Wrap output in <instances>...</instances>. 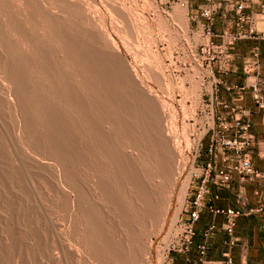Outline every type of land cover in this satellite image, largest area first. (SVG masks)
<instances>
[{"label":"rangeland","instance_id":"obj_1","mask_svg":"<svg viewBox=\"0 0 264 264\" xmlns=\"http://www.w3.org/2000/svg\"><path fill=\"white\" fill-rule=\"evenodd\" d=\"M108 1L117 7L115 8L113 4H111L112 7H110L108 2L107 6L106 0H65L66 9H64V13L67 15L64 14L65 17L63 15V20H60H62L63 23L65 19L64 22L66 24H63L65 27L69 25V28L67 27L66 30L72 29L73 31H71L81 35V38L87 35V38H90L87 41H92L91 45L94 47L96 46L95 49H98V53L103 52L107 55L109 54V56H119L120 60L122 58V63L124 65L122 63L121 65H123V68H126L137 81L139 87L141 86L145 90L144 93L147 92V97L155 101L153 104L157 103V105L154 104L156 107H159L157 114L163 112V114L161 113L158 116L161 117V115H163L162 118H164L163 121L161 120V123L159 121H154V127L157 135V129L163 128L164 131L161 129V132L167 133H165L166 135L161 133V135H164L166 139L170 138L171 140L168 139L169 143L173 144V146L175 145L176 154L182 161V163L179 161L181 164L178 163L179 165H184L181 170V179L183 180L180 181L178 179L175 187L173 185V188L167 189V191L161 195L162 197L159 198V200L161 199L159 206L149 214L150 216H148V218L142 220L139 217H135L136 214H134V210H136L138 206H134V209L130 207V199L125 192V186H118L111 176L112 173L108 154L109 149L114 147L116 151L117 149L119 150L118 156L120 153H126L134 160V164L138 171L144 172L145 182L143 184L147 190L155 189L154 191H157L159 189L160 181L159 178L157 179V176L159 177L160 173L152 157H145V155L142 158L139 157V152L135 150L134 143L124 137V130L120 127L121 124L119 123L113 126L111 123L114 109L110 105L108 99L111 93L113 95V93L119 92L120 94L117 93L119 98H125V95L122 94L116 86L110 87L115 83V79H111L108 75L105 78L108 84L102 89L103 92H101L100 95L102 98L99 97L98 92L101 91L99 87L95 86L91 91L87 90L82 83L77 81V78L74 79L69 75L73 70L74 64L72 60L66 59L65 53L61 49L63 45L54 37L46 34L44 29V31H42V28L38 26L36 20L33 22L30 18L27 19L25 17L26 12L23 9H19L15 0H0V23L2 24H0V33H2L3 37V40H0V55L2 56L3 54L4 57L6 56V58H9L13 56L11 55L13 54L12 52L16 51L17 54H14V56L17 58V55H20L21 57V59H19L18 56V60L25 61L31 59L28 57L29 55L26 54V49H22V44L18 43L19 45H17V43L12 40V37L10 38L8 29L11 28V19L14 20L15 17L19 19L15 18L18 23H23V27L25 26L24 28L27 30L26 35H29L28 38L30 37L33 42L36 41L34 38L39 37V35L37 36L38 33L42 37V40L45 37L46 39L44 38L43 42L46 40V43H48H45L49 49L48 53L50 56L53 55L52 57L55 59V64L59 66L61 70L55 69L57 71L54 72V69H50V76L54 80L51 77L52 80H47V78L41 73L39 74L37 70L35 71L34 68H30L26 65L25 75H28L27 77L30 79L29 83L37 87V93H42L44 97H47V102L59 103V105H56L62 109L65 118H71V120L75 121L78 132L83 128L82 133L88 134L90 131L89 126L83 118V115L69 107L65 99L56 96V89L62 86V82L65 83L63 78L66 80L65 74H67L72 80L69 84L71 83L74 91H76L75 93L78 99L83 100L84 103L88 105L89 110H87L91 113L90 115L95 124L97 123L96 129H98L100 141L98 140L96 142L100 143L102 141L103 143L105 139L103 144L100 143L101 149L100 147L93 146L91 149H86L87 151L83 150L88 160L84 158L86 164H79L78 166L77 176L80 177L77 178L76 176V182L77 179L78 182L77 187L74 189L71 183L68 185L61 175L62 172L59 165H57L58 163L47 156L45 148L43 150V148L40 149L35 147L32 138L23 128L24 125L21 123L24 118L23 109L27 107V110L30 109L28 117L30 116L31 119H33V123L35 127L37 126L38 132L40 134L42 133L39 115L33 101L29 96H25L24 101L14 99L13 94H11L12 87L9 86L11 83L0 73V264H52L48 259L51 247L55 250L53 253H56L60 257V262H55L54 264H120L117 263L115 259L106 261L96 259L97 257L95 256L91 244V238L101 239L106 232H109L108 224H111L112 231L114 229L113 234L117 235L115 240H119L121 237L128 239L130 243H128V246L130 247H128L127 250L125 249L127 253H129L128 251L132 253L131 249L133 246L129 236L130 230L132 229L135 233L137 232L136 237L139 233V238H137V240L141 241L139 243H145L146 245V264H167L168 258L171 257L167 252V248L180 232L178 220L182 216L187 205V200L189 196L192 195L193 189L198 182L195 180L194 176H199L202 171H204L203 169L207 162L206 148L209 143L210 134L208 132L206 134V131L209 125L213 123L212 116L214 110H216V107L210 104L206 99V93L211 91V82L206 79L204 71H202L200 66L199 49L204 43L205 38L203 37L201 28L192 23L189 19L191 9H183L172 5L171 0ZM118 8L119 10L121 9L120 13L123 12L121 16L119 12H117ZM255 10L256 7L253 13L249 11L246 14L253 16L254 21L257 22L256 26L258 33H264V9L261 8L258 13L255 12ZM53 12L56 13L57 10H53ZM74 13L77 14L75 15ZM122 15H125L127 20H125L124 16L122 19ZM60 18L62 17L60 16ZM233 18L234 16L232 13L227 14L226 19L223 12L216 13L213 25L214 33H220L225 26L232 24ZM17 21L14 22L17 24ZM4 26L6 27L4 28ZM73 27H75V29H73ZM4 29H7L8 32L6 33L7 30L5 31ZM43 32L46 36L41 35L44 34ZM7 34L8 36H6ZM32 34L35 37H32ZM211 39L216 41L217 44L219 43L218 39L213 37ZM253 48L254 45L252 46L248 41L239 42V44L237 43V45L233 47L230 82H244L245 76L242 72V65L245 60L251 58ZM75 68L78 69L77 67ZM81 72L84 73L85 71L82 69ZM83 75L87 77L85 73ZM262 75H264V69ZM251 80L252 79H250V81ZM59 81H61V84ZM141 87L140 89H142ZM98 88L100 90H98ZM36 89L34 87L32 92L34 93ZM116 89L118 90L116 91ZM92 92L98 94L97 98L99 97L101 100L99 106L93 105L94 103L92 104ZM102 94L105 97H103ZM83 101H81V103ZM86 105H84L85 108L87 107ZM121 108V104H118L117 101V110H115L122 120V116L127 118L128 115L126 116L123 108ZM118 109H120V111ZM131 122L132 125H130V130L136 133V143L141 150L145 151V144L142 145L141 142L143 141L141 136L145 132L148 133V123H142L143 126H140L139 122L138 124L136 123L137 121L134 122L131 120ZM129 124L131 123L129 122ZM166 136L169 137L167 138ZM78 143L81 144L80 142ZM42 145L46 146L45 143ZM180 146L181 148H179ZM81 147H83V145H81ZM105 148L108 149L106 150ZM142 154L144 153L142 152ZM257 154L254 153L258 159L264 157V151L261 156ZM147 158H150L148 159L149 161L146 160ZM144 162H146V164ZM145 165H147V167H145ZM154 176L155 178H152ZM188 179L190 181L189 185L187 182ZM100 180L101 183H108L107 185L105 184L107 187L113 186L114 189L118 190L117 196H119L121 203L126 205L125 208L128 207L127 210L121 212V218L111 217V214L108 213L106 208H103V203L95 198V190L98 188V191H96V193H98L100 189V186H98L100 185ZM232 186L234 189H236V187H242L246 192V187H251L248 182H240L236 175H233ZM212 187L214 186L210 185V192ZM73 189L79 190L74 191ZM224 191L226 192V198L236 199L235 190ZM48 194H50V196ZM78 202H80L82 207H85V210L76 205ZM95 205L99 207V210L95 209ZM167 214L169 215L167 216ZM92 215H96L95 217L100 221L101 232H97V230L93 228V223L90 218ZM123 216H126L127 220ZM29 221L33 222L34 225ZM127 221L130 222V225L126 224ZM28 222L33 225L34 229H32V225ZM127 225L129 226L127 227ZM58 229H61L60 232L64 236H61V233L59 234ZM4 230L5 233L8 230L7 235H5ZM30 230H35V233H30ZM8 234L16 239L10 240L13 238H5L8 237ZM3 238H5V241ZM6 240L10 243L9 246L6 245L8 244ZM3 241L4 244L6 243L5 245L2 243ZM3 249L5 250L3 251ZM3 252L7 253V257ZM17 252H19V254ZM11 253V256H14L13 258L10 257ZM2 254H4L3 257ZM130 259L131 258L128 259L127 264L131 263Z\"/></svg>","mask_w":264,"mask_h":264},{"label":"bare ground","instance_id":"obj_2","mask_svg":"<svg viewBox=\"0 0 264 264\" xmlns=\"http://www.w3.org/2000/svg\"><path fill=\"white\" fill-rule=\"evenodd\" d=\"M15 1H16V4H18L19 9H23L26 12V14H25L26 16L25 17L27 19L30 18L31 21L33 20V22H34V20H36V22H38L37 23L38 26L42 28V31L45 30L44 32H46V34L50 35L51 37H54L56 40H58L63 45L61 49L65 53L66 59L72 60V62L74 64L73 68L71 66V68L73 70H72V72L69 71L70 72L69 75H71L74 79L77 78V81L79 83H82L83 86L89 91H91L92 88L95 87V86L99 87L101 89V91L98 92L100 98H102V96H100L101 92H103L102 89H104L105 85L108 84L107 81L105 80L106 76L108 75V77L110 76L111 79H113V78L115 79V83H113L110 87H115L116 86L120 90V92L125 95V98L124 97L123 98H119L117 96V93H119V92H116V93H113V95L111 93L110 98L109 99L107 98L109 103H110V105L114 109V113H113V116L111 118V123H112L113 126H116L119 123L121 124L120 127H122L123 130H124L123 131L124 132V137L134 143L135 150L137 152H139V157L142 158L145 155V157L146 156L147 157L150 156V157H152L154 159V161H155V163L157 165V169H158V171L160 173L159 177L157 176V173H156L157 179L159 178V181H160L159 184L160 185H159V189L157 191H154L155 190L154 188H153L154 190L145 189L144 184H143L145 182V179H144L145 175L143 174L144 172L142 173V172L138 171V169L136 168V165L134 164V160L131 159L129 157V155H127L126 153L125 154L124 153H120V155L118 156V154H119L118 151L119 150L117 149V147H116L117 151L114 149V147L110 148L109 151H108L109 161H110L109 165H110L111 173H112L111 176L116 181L118 186H121V187L125 186V188H126L125 192L128 194L129 199H130L129 200L130 201L129 202L130 203V207L132 209H134V206H136V207L138 206L136 208V210H134L135 213L133 211V213L136 214V216L135 215L134 216L135 217H139L142 220L148 218V216H150L149 214L151 212H153V210H155L156 207L159 206L160 201H161V199L159 200V198L162 197L161 195L163 193H165L167 191V189L173 188V185L175 187V184L178 181V179L180 181L183 180V179H181L182 178L181 177L182 176L181 175V170L183 169L184 165H179V163H180L179 161H181V160L178 158V155L176 154L177 152L175 151L176 150L175 149V145L173 146V144L169 143V141H168V139H170V138H168L169 136L168 137L166 136L168 138V139H166L164 137V135H161V133H163V134L167 133V132H165V133L163 132L164 131L163 128H161L163 130L162 132H161V129H157V131H158V135H157L156 129H155L154 124H153L154 121H159L160 123H161V120L163 121V118H164V117L162 118L163 115H161V117L158 116L161 113L163 114V112L160 113V111H159L160 114H157L158 110H159V107H156L154 105V104L157 105V103L153 104V102H155V101H152L149 97H147V95H146L147 92L144 93L145 90L141 86L140 87L142 89H140L139 84L137 83V81L131 76V74L128 72V70L126 68H123L124 64L122 63L123 62L122 58L120 60L119 56H117V57L113 56V55L109 56V54L107 55V54H105L103 52L102 53H98L97 52L98 49L97 50L95 49L96 46L94 47V46L91 45L92 41H87V40L90 39V38L89 39L87 38V35H85L84 38H83V36L81 38L80 37L81 35H78L77 33L75 34V32H72L73 31L72 29H71L72 31L68 30V29L66 30L67 27L69 28V25L67 27H65L63 25L65 23L64 22L65 19H64V21L62 23L63 18L65 17V15H67V14L64 13V9H66L65 8L66 7L65 0H15ZM107 2H108V4H110V7H112L111 4H113V3H110L108 0H106V4H107ZM108 4H107V6H108ZM74 5H72V6H74ZM116 7L117 6H115V8ZM53 10H57V12H56L57 14L55 12H53ZM120 10L118 8L117 12H119V15L121 16V13L123 14V12L120 13ZM74 14L76 15L77 13H74ZM63 15H64V17H63ZM60 16L62 18H60ZM123 16L125 18V15H122V17H121L122 19H123ZM72 17H73V15H72ZM74 17H76V16H74ZM10 18H13V17H10ZM15 18H14V20L11 19L12 22L10 21L11 28H10V25H9L10 29L7 28L9 30V33H10V38L12 37V40L15 43H17V45H19L18 43L22 44V49L23 50L26 49L25 50L26 54H28L29 55L28 57H30L31 59L30 60L27 59L25 61L18 60L17 59L18 56H19V59H21V57H20V55H17V58L14 56V54H17V52L15 50H14L15 52H12L13 54H11L13 56L9 55L10 56L9 58H6V56L4 57V55L2 54V56L0 55V73L2 75H4L5 78L8 79V82L11 83V85H9V86L12 87V93L11 94H13V98L14 99H16L18 101L19 100L20 101H24V97L25 96H29V98L33 101V104L35 105L36 111H37V113L39 115V122H40V125H41V128H42V133L40 134L38 132V130L36 128L37 126L35 127V125L33 123V119H31L30 116L28 117L30 109L28 108L29 110H27V107H25L23 109L24 110V115H23L24 118L21 116L23 118V120H22L23 122H21V123H23V125H24V126L23 125L22 126H23L24 130L27 132V134H29L30 137L32 138L35 147L40 148V149L43 148V150L45 148L47 156H49L50 159L54 160V162L58 163L57 165H59V168H60V170L62 172L61 175L66 180L68 185H70L69 183H71V185L75 189V187H77V182H78V179H77V182H76L78 166H79V164L80 165L86 164V161H85L84 158H86L88 160V158L85 157L86 154L84 153V151L86 149H91V147H93V146L94 147H100V143H102V141L100 143L96 142L98 140L100 141V136L98 135L99 132L97 131L98 129H96V124L97 123L95 124L93 118L91 117V115H90L91 113H89V111H88L89 110L88 109L89 108L88 105H86L83 100H81V99L79 100L78 99V96L75 93L76 91H74V88L71 86V83L69 84V82H71L72 80L69 78V76L67 74H65L66 75V80H65V78H63L65 83L62 82V86L61 87H58L56 85L58 87L56 89L57 90L56 91V96H58V98L60 97L61 99L62 98L65 99L66 104L69 105V107H71L72 109L76 110L79 114L83 115V118L87 122V124L89 126V130L91 131V132L89 131L88 134L82 133L83 128H82V130H80L81 132L79 131L80 132L79 133L78 130H77V126L75 124V121L71 120V118H69V117H68L69 119L65 118V114L62 112V109L59 108V106H57V105H59V103L56 102V104H57L56 105L55 103L47 102V99H46L47 97H44V95L42 93H37L38 92V89H36L37 87L35 85L29 83L30 79H28V77H27L28 75L27 76L25 75L26 74L25 73L26 65H28V67H30V68H34L35 71L37 70V72L39 74L41 73L44 77L47 78V80L52 78L50 76L51 72L49 73V70L50 69H52V70L54 69V72H56L57 70H55V69H59V66H57L55 64L56 62L54 61L55 59H53V57H52L53 55L50 56L49 53H48L49 49L47 48L48 46L46 45L48 43H46V40H45V42H43L45 37L42 40V37L38 33L37 36L39 35V37L34 38V39H36V41H34L35 42L34 43L30 37L28 38L29 35L28 36L26 35V31L27 30L24 28L25 26L23 27V25H22L23 23L21 24L20 21H19L20 23H18V21L16 20L18 18H16V19ZM60 19H62V20H60ZM125 20H127V19L125 18ZM14 21H17V24ZM125 22L129 23L127 21H125ZM4 25H6V24H4ZM6 26H4V28ZM71 28H72V26H71ZM73 29H75V27H73ZM8 30L6 31V33L8 32ZM8 34L6 36H8ZM44 34H41V35L42 36H46V34L45 35ZM0 35H1L0 36V40H3L2 33H0ZM3 36H5V35H3ZM32 37H35V36L33 35ZM3 42H5V41H3ZM1 44H4V43H1ZM8 46H9V44H8ZM12 46H14V45H12ZM23 46H26V47H23ZM121 63L123 65H121ZM75 67H77L78 69H76ZM82 69L85 71L84 73L86 74L87 77H85L83 75L84 73L81 72ZM59 70H61V69H59ZM31 81H33V80H31ZM59 82L61 84V81H59ZM55 84H57V83H55ZM34 87L36 89V91H35L36 93L32 92ZM107 87H109V86H107ZM99 88H98V90H100ZM118 89H116V91ZM110 92H112V91H110ZM95 93H97V92H95ZM97 95L98 94H94V92H92V98H91L92 101L91 102H92V104L94 103L93 105H98L99 106V103L101 102V100L99 99V97L97 98ZM103 97H105V96L103 95ZM81 101H83L82 102L83 104L81 103ZM117 101H118V104L119 103L121 104L126 116L128 115L127 118L122 116L123 115L122 114L121 116H122L123 119L121 120L120 117L117 115V113H116ZM18 103H20V102H18ZM66 104H65V106H66ZM24 105H25V103H24ZM84 105H86L87 107L85 108ZM98 106H96V107H98ZM154 106L156 108H158V109H156ZM155 109L157 110V112H156ZM23 110H22V112H23ZM118 110L120 111V109H118ZM97 111H98V109H97ZM100 111H102V110H100ZM159 117H160V119H159ZM129 119H130V121H129ZM131 120L134 121V122L137 121L136 122L137 124L139 122L140 126L142 125V123H148L147 124L148 127H149L148 128V133L145 132L141 136L142 141H143L141 143H142V145L145 144V147H144L145 151L141 150L139 145L136 143L137 141L135 140V138L137 136H136L135 131L132 130L133 131L132 132L130 130L131 129L130 125H132ZM129 122L131 124H129ZM97 127H99V126H97ZM107 139H109V138H107ZM104 141H105V139H104ZM104 141H103V143H104ZM78 142H80L81 144H79ZM43 143H45L46 146H43L42 145ZM81 145H83V147H81ZM113 145H115V144H113ZM186 145H187V142H186ZM83 148H85V149H83ZM179 148H181V146ZM100 149H101V147H100ZM106 150H105V152H106ZM179 150H181V149H179ZM120 152H121V150H120ZM142 152L144 154H142ZM104 154H106V153H104ZM148 159H150V158H147L146 160H148ZM80 162H82V163H80ZM144 163L146 164V162H144ZM181 163H182V161H181ZM145 167H147V165H145ZM0 169H1V167H0ZM15 173H16V171H15ZM154 175H155V173H154ZM79 177L77 176V178H79ZM152 178H155V176L152 177ZM109 181H111V180H109ZM99 182H100V185H98V186H100L99 187L100 189H99V192L96 193V191H98V188L96 187L97 189L95 190V196H96L95 198L103 203V205H104L103 208H106L108 213L111 214V217H113V218L120 217L121 212H124L125 210H127L128 207L125 208L126 205H123V203H121L119 196H117L118 190L114 189L113 186L107 187L106 185L108 183H103V182L101 183V180ZM187 182H188V185H189V183H190L189 179L187 180ZM146 183H148V182H146ZM149 184H150V182H149ZM148 188H150V187H148ZM76 190H74V191H76ZM123 190H121V191H123ZM180 190H182V189H180ZM79 194H81V193H79ZM48 195L50 196V194H48ZM129 203H127V204H129ZM76 205L79 208H83V209L85 208V207H82L80 202L76 203ZM57 207H58V205H57ZM95 207L94 208L96 210H99L98 206L95 205ZM7 211H9V210H7ZM89 212H90V210H89ZM168 215L169 214H167V216ZM95 216L92 215L90 217L91 220H92V223H93V228L95 230H97V232H101L102 231L101 230V223H100V221H98L97 217H95ZM124 218H126V220H127L126 216ZM6 219H8V218H6ZM123 219H121V220H123ZM88 220H90V219H88ZM107 221H109V220H107ZM30 223L33 224V222H30ZM29 224H28V226H29ZM32 224H30V225H32ZM120 224L122 225L121 222H120ZM126 224L130 225V222L127 221ZM33 225H32V227H33ZM129 225H127V227ZM36 226H38V225H36ZM107 226L109 227V230H108L109 232H106V234L104 233L105 235L102 236L103 238H101V239H97V238H93L92 239L91 238V244H92L93 250L95 252V256L97 257L96 259H98L100 261H106V260L115 259V261L117 263L127 264L128 263V259L131 258L130 262L132 264H146V262H147L146 261V259H147L146 258V255H147L146 254V245H145L144 242H143L144 244H141V243H139L141 241L137 240V238H139L138 237L139 233L137 234V237H136V233L137 232L135 233L134 230H132V229L130 230V235L129 236H130V239H131V243H133L132 244L133 246H132V249H131L132 253H130V251H128L130 253L129 254V253L125 252L127 250V248L130 247V246H128V243H129L128 239L127 238L124 239V238L121 237V239L115 240L117 238L116 237L117 235L113 234L114 229H113V231L111 230V224H108ZM120 228H123V227H120ZM29 229H30V227H29ZM32 229H34V227ZM5 230H4V233H5ZM7 231H6L5 235H7ZM34 231L35 230H33V231L30 230V233L31 232L35 233ZM60 231H61V229L60 230L58 229L59 234L61 233ZM62 235L63 234L61 233V236ZM12 236H13V233H12ZM9 237L13 238L14 236L11 237L10 234H8V237H5V238H9ZM5 238H3V240ZM15 239L13 238V239H10V240H15ZM4 241L2 242L3 245L8 243V241L6 240V243L4 244ZM59 241H62V240H59ZM81 241H83V240H81ZM62 243H64V242H62ZM9 244L10 243H8L6 245L9 246ZM4 247H6V246H4ZM15 247H17V246H15ZM4 250L5 249H3V251ZM13 250H15V248ZM15 251H18V250H15ZM54 251L55 250H53V248L51 247L48 259L50 260V262H52V264H54L55 262H60L59 261L60 257L56 253H53ZM17 253L19 254V252H17ZM4 254L7 257V253H4ZM4 254H2V257H3ZM11 255H12V253L10 254V257H12ZM12 258H10V259H12ZM5 261H7V260H5Z\"/></svg>","mask_w":264,"mask_h":264},{"label":"built area","instance_id":"obj_3","mask_svg":"<svg viewBox=\"0 0 264 264\" xmlns=\"http://www.w3.org/2000/svg\"><path fill=\"white\" fill-rule=\"evenodd\" d=\"M254 0H171V4L183 9H191L189 19L201 28L204 43L200 46L199 57L201 69L211 82V91L206 93L208 102L216 107L213 112V123L207 132L209 143L206 148L207 162L204 171L194 176L198 181L187 205L179 218L180 232L168 245L167 252L186 256L194 246L195 226L200 214L207 209L212 217L222 215L225 222L222 226L228 237V245L236 242L234 229L239 217L264 215V171L255 169L251 155L256 139L251 132V111L241 105L245 94L250 91L253 105L264 112V77L261 76V56L258 46H254L251 58L245 60L242 72L244 82L234 83L226 78L231 74L233 47L242 41L264 40V33H258L253 16L246 10ZM218 12L226 15L232 13V24L227 25L220 33H214V16ZM218 39L219 43L211 38ZM220 75V76H219ZM250 79H252L250 81ZM228 98L221 96V93ZM233 175L240 182L255 185L253 191L254 204L251 206L242 187H234ZM210 185L220 190H235V208L219 209L206 203L210 193ZM212 222L202 233L201 241L195 246L196 264H234L232 258L224 255L222 260H212L208 256V237L213 233ZM171 263L168 258L167 264ZM264 264V262H263Z\"/></svg>","mask_w":264,"mask_h":264},{"label":"crops","instance_id":"obj_4","mask_svg":"<svg viewBox=\"0 0 264 264\" xmlns=\"http://www.w3.org/2000/svg\"><path fill=\"white\" fill-rule=\"evenodd\" d=\"M255 7V12L257 13L261 8L264 9V0H254V3L249 6V8L246 10V13L249 11L253 13ZM248 42L252 44V46H258L260 49L262 63L261 76L264 77V75H262V71L264 69V40L259 39L257 41ZM229 78H231V76L227 77L226 80L230 81ZM221 96L228 98V95L224 94L223 92L221 93ZM241 105L247 107L252 113L250 117L251 132L254 134L256 139V143L251 155L252 165L255 169L264 171V157L258 159V157L254 155V153H258L257 155L261 156L264 151V112L253 105L250 97V91L245 94ZM254 188L255 185L246 187V195L251 206L254 204V197L252 195ZM225 194L226 192L224 190L212 187L211 192L206 198V203L219 209L235 208L236 204L234 198H226ZM212 222L215 224V229L207 239L209 247L208 256L210 259L219 261L224 258V255H228L232 258L234 264H263L264 215L239 217L236 220L234 229L236 242L234 245L229 246V239L222 229V226L225 222L224 217L222 215L212 217L207 209H204L201 212L200 220L195 226L194 246L192 247L191 251L186 256L180 254H171L170 264H196L195 246L201 241L202 233Z\"/></svg>","mask_w":264,"mask_h":264}]
</instances>
